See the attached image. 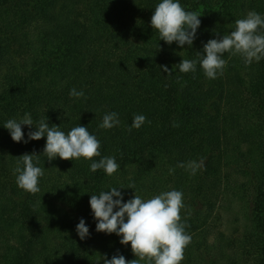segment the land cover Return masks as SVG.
<instances>
[{
	"label": "trees",
	"instance_id": "16d2710c",
	"mask_svg": "<svg viewBox=\"0 0 264 264\" xmlns=\"http://www.w3.org/2000/svg\"><path fill=\"white\" fill-rule=\"evenodd\" d=\"M160 2L0 0V264L136 259L121 236L96 231L91 195L112 187L124 202L135 191L144 200L183 193L191 242L181 264H264V59L246 66L225 53L216 79L199 63L204 44L230 34L237 19L249 11L264 17V0H179L201 14L191 47L168 44L151 27ZM183 59L197 61L196 71L180 72ZM73 88L84 97H71ZM111 112L119 125L99 128ZM25 114L66 135L85 126L100 141L93 161L114 157L119 168L109 176L90 171L93 161L83 157L49 161L46 135L13 141L4 123ZM134 115L146 121L129 132ZM22 129L25 140L37 130ZM25 153L44 171L35 195L13 172ZM190 161L204 163L194 176L178 166ZM81 218L85 239L76 230Z\"/></svg>",
	"mask_w": 264,
	"mask_h": 264
},
{
	"label": "clouds",
	"instance_id": "9594fccd",
	"mask_svg": "<svg viewBox=\"0 0 264 264\" xmlns=\"http://www.w3.org/2000/svg\"><path fill=\"white\" fill-rule=\"evenodd\" d=\"M200 16L198 12L186 11L179 0H161L151 17V27L158 31L160 40L168 44L177 42L181 47L185 45L191 47L201 24ZM261 30H264V17L256 11H249L245 18L235 21V29L230 34L208 40L203 46V58L199 60L205 76L216 79L218 75H223L227 63L222 58L225 53L232 56L239 55L246 66L251 65L253 61L259 62L264 59V34ZM196 64L195 60L183 59L178 64L179 71L195 72ZM161 67L163 71L171 73L166 65ZM69 95L79 99L85 94L73 88ZM145 121L144 115H134L128 131L131 132L132 128L139 129ZM119 123L118 114L111 112L103 116L99 128L111 129ZM22 125H28L30 128L35 125L37 128L36 131L28 132V140L24 139ZM4 127L9 130L15 142L27 143L29 140H39L46 135L43 153L49 161L57 157L63 160H79L83 157L85 160L93 161L94 157L100 156V141L82 125L73 127L66 135L57 127H49L43 118L34 123L31 115L25 114L19 121L7 120ZM32 154L21 155L13 172L18 174L16 175L18 187L26 193L35 195L40 191L38 183L44 171L34 165ZM178 166L185 167L194 176L204 163L190 161L187 165L181 163ZM118 168L119 165L114 157H103L98 162L93 161L90 164V171L103 169L109 176ZM173 171L174 169H169L170 173ZM127 188L135 189V185L130 184ZM90 206L94 218L98 221L96 231L116 233L121 236L120 243L124 245L130 243L136 257L128 261L123 255H114L111 259L105 257L104 264H141V262L181 264L184 250L191 242V236L186 234L185 224L181 222V209L185 207L181 191H164L147 200L142 199L135 191L134 197L124 202V194L118 190V187H112L110 191H101L98 195L92 194ZM117 208L118 210H114ZM76 230L81 239L89 235V228L83 218L77 224Z\"/></svg>",
	"mask_w": 264,
	"mask_h": 264
}]
</instances>
